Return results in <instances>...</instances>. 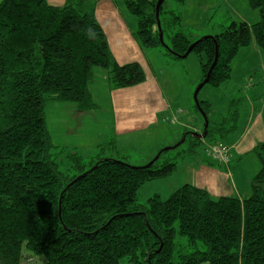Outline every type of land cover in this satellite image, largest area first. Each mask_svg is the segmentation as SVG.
<instances>
[{
  "label": "trees",
  "instance_id": "1",
  "mask_svg": "<svg viewBox=\"0 0 264 264\" xmlns=\"http://www.w3.org/2000/svg\"><path fill=\"white\" fill-rule=\"evenodd\" d=\"M158 1L122 0L137 20L135 39L143 50L166 46L178 61L195 44L201 83L207 79L218 88L231 79L241 50L256 45L264 52V0H249L260 15L254 25L232 22L199 41L176 32L169 44L165 35L180 18L165 12L167 0L157 17ZM96 68L106 72L113 89L146 81L141 65L121 66L114 58L94 0H67L62 7L48 0L0 3V264H25V254L37 260L31 264H264V142L253 149L260 169L246 198H214L184 185L167 200L155 195L147 204L139 202L144 185L172 176L198 154L203 139L233 133L235 106L212 124V105L199 102L195 109L206 115L208 128L186 132L183 142L160 150L147 167L102 158L103 148L84 158L54 144L47 105L71 103L93 111L89 85ZM178 237L187 243L178 244Z\"/></svg>",
  "mask_w": 264,
  "mask_h": 264
},
{
  "label": "rangeland",
  "instance_id": "2",
  "mask_svg": "<svg viewBox=\"0 0 264 264\" xmlns=\"http://www.w3.org/2000/svg\"><path fill=\"white\" fill-rule=\"evenodd\" d=\"M3 1L4 0H0V3ZM66 1L67 0L64 2L66 3ZM94 1L96 2V7L103 6L104 4L108 7L107 3L101 5L102 0ZM118 1L121 3V7L124 11H126L122 0ZM99 9L103 8L99 7ZM164 10L166 13H174L180 18V23L177 28L173 31H168L165 35L166 44L170 42L169 36H173L176 32H183L190 40L199 41L206 37L219 35L225 28L229 27L232 22L247 23L251 26L258 23L260 20L259 12L251 8L249 0H184V2L167 0L164 4ZM105 13L107 16L100 14L101 22L105 32L112 41L113 49L116 55H118L120 65L125 66L138 63L142 66L146 74V79L149 77L146 85L130 89H120L117 97L118 101L123 100V104H119V107L125 108L126 104V108H128L132 104L137 114H139L144 106L143 101H141L143 99L139 95L142 91H147L149 87L150 91H153V85L151 83L152 81L154 83V80L150 79H153L154 75L159 90L165 93L169 92L172 97L176 98L177 107H183L180 99H182L183 94L188 88L192 90L193 101L191 109L193 113L197 114L199 119H201V125L204 126L205 121L202 115L196 113L194 108L196 105L194 93L201 84V81L200 84L195 85V87L191 84L197 75H199L202 80L199 56L195 53H191L187 58L178 61L173 59L166 46H162L155 50H142L139 46H137L136 50L124 49L126 45L122 42L121 44L118 42V31L113 26V20L106 9ZM169 14L162 16V21L164 23L169 17ZM127 15L130 19L134 20L137 29L138 25L136 18L129 14ZM130 19H128V21L132 24ZM260 53L262 56H259L251 49H243L240 51L239 55L233 61L234 73L227 82L230 83L229 86L223 89L225 93L210 92L214 90L208 85L199 92L198 101L205 102L208 100L213 106L212 113H210V122L212 124H215V121L218 119L222 120V117H225L231 109L233 110L234 106L235 110L239 111L240 118L236 124L237 127L239 125V128L234 130V134L231 133L230 136L226 138L217 135L215 139H203V143L197 148L198 155H207L206 149L208 146L216 144L228 146L230 138L234 137L235 134H240L243 122L247 121L252 115L255 102L250 101L249 97L255 96L256 93L253 91L250 92L246 88L255 90L256 87L254 86L259 82V78H262L261 80H263V82L261 81L260 83L264 85V76L261 77L264 71L263 73L261 71L258 76L257 72H255L258 68L259 70L262 69V63L264 62V52ZM107 76L108 75L103 69L96 68L94 70V78L90 82L89 90L94 99L96 108L94 109V113L85 117V120L84 112H76V105L54 103H49V105H47L46 117L54 144L58 147L63 146L62 148L65 147L71 151L76 150V152L84 156V149H88L89 146H94L97 143L96 139L99 140L100 136L105 134L106 138L110 140L108 141L109 143L107 142V144L102 145L103 151H105L106 154L104 155L105 157L102 158L123 160L133 167H147L156 159L161 149L156 153L157 155L154 159L149 160V157L159 147L163 137L171 135L172 130L170 128L172 127L167 125L153 126L151 124L152 121L149 122V120H147L146 123L144 121L139 123L138 120L133 121L134 123H130L127 129V132H130L129 139L127 140L125 137H122V141L118 140L119 147L116 150H113V148L110 149L112 144L110 142L111 140L115 141L113 134L116 133L113 131L111 135L110 129L113 123L116 122V118L111 102L112 95L110 94L113 88ZM242 84L243 88L241 87ZM263 85L259 88L261 91L264 88ZM256 86L258 87V85ZM240 88H242L241 91H239ZM263 103L264 96L260 100V104L257 103L256 105L258 110ZM86 115L87 114H85V116ZM228 126H235V123L230 121ZM184 134L185 133H183V137ZM183 137L180 141H177V145L184 140ZM127 141L129 145H124V143L127 144ZM188 142L189 141H187V143ZM187 143L182 146V149L185 147L187 148ZM102 146H100V148H102ZM170 148L173 147L165 146L163 149ZM179 149L170 152V154L177 153ZM90 150L92 149L90 148ZM256 161L258 160L255 154L250 153L247 155V159L240 163L239 172H237L238 170L234 171L235 179L239 180L238 184H241L242 188L245 190L246 188H248V190L251 189L247 178L252 174L253 167H256ZM238 162L239 160H235L234 165L238 164ZM67 167V163H65L64 166L60 165V170L66 172L68 169ZM181 169L182 168L177 172L178 174L176 176H173L174 178L157 180L144 185L139 192L140 204H147L148 200L156 194H159L163 200L169 199L170 196L176 190L184 186L186 182V172ZM257 172L258 170L254 177L257 175ZM177 243L185 245L187 241L185 238L178 237ZM25 257V264H31L37 261L29 256V254H25ZM42 262L43 261H39L37 264ZM123 264L130 263L124 260Z\"/></svg>",
  "mask_w": 264,
  "mask_h": 264
},
{
  "label": "crops",
  "instance_id": "3",
  "mask_svg": "<svg viewBox=\"0 0 264 264\" xmlns=\"http://www.w3.org/2000/svg\"><path fill=\"white\" fill-rule=\"evenodd\" d=\"M64 1L65 0H49L48 3L51 6L59 7V6L64 5L65 3ZM104 3H107L108 7H106ZM101 5L103 6L96 7V17L100 25L102 26V28L104 26L101 22L100 14H102L103 16H107L105 13V9H106L108 11V14L111 16L113 20V26L118 31V39H117L118 42L120 44L122 42L126 45V48L124 49L136 50L137 46L141 48L134 36V33L137 31L136 26L134 24V20L130 19V17L127 15L129 13L126 12L127 10L124 11V9L121 7V3L118 0H107V1L102 0ZM99 7L103 9H99ZM128 19H130L132 24L128 21ZM107 37H108L111 52L114 58L116 59V61L120 64L118 55H116L113 49L112 41L110 40L108 35ZM245 49L247 50L251 49L253 52H256L259 56H262L260 52H263V51L260 50L256 45L249 47V48H245ZM232 66H233V63H232ZM237 69H238V63H237ZM261 71L262 73L264 71V62L262 63V69L259 70L258 68L255 71L257 72V76ZM233 73H234V66L232 68V75ZM263 76H264V73L263 75H261V77ZM148 79H146V81L141 85H146V83L148 82ZM261 79L259 78V82L256 84L258 85V87L256 85L254 86L256 87L255 90H253L252 88H246L250 92L253 91L256 93V94L253 93L255 94V96L249 97V100L252 102L254 101L255 105L253 107V113L250 116V118L247 121L243 122L240 134H235L234 137L230 138L228 146L225 145L229 147V150H230V163L223 164L220 160L216 159L212 155L208 156L206 154L205 155L196 154L192 156L191 158H188L185 161H183V163L179 164L177 171L169 178H174L173 176H176L178 174L177 172H179L180 168H182L181 170H184L186 172V175H185L186 182L184 185H192V186L204 189L208 191L214 198L233 196V197H238L242 199V198H246L251 195L250 187H249L250 190H248V188H246L245 190L242 188L241 184H238L239 180L235 179L234 171L240 168L241 166L240 163L244 162L247 159V155H249L250 153L253 154V149L258 144L264 142V103L262 104V106H260L259 110L256 106L257 103L260 104V100L264 96V88L262 89V91L259 89L263 85V83H260L261 81L263 82V80ZM150 80H154V83L153 81L151 83L153 85V91H150V87H149L147 91H142L140 93L139 96L143 99L141 101H143L144 106L142 108V111L139 114H137V111L134 108V106H132V104L128 108H126L125 103H124L125 108L119 107V104H123L122 103L123 100L118 101V97H117L118 93L120 92V89H112L110 91V94L112 95L111 98L113 99V101L111 99L112 107H113V110L115 111L114 116L116 118V122L113 123L110 129L111 135L113 131L116 132L113 134L115 141L111 140L110 143H112L111 145L115 146L116 148L119 147L118 140L120 141L123 140L121 139L122 137H125V139L127 140L129 139L130 132H127V129L130 123H134L133 121L138 120L139 123L141 121H144L146 123L147 120H149V122L152 121L151 124L153 126L167 125L169 127L174 128V129L170 128L172 130L171 135H168L167 137H163L159 147L152 153V155L149 157V160L154 159V157L157 155L156 153L160 149L162 150L165 146L174 147V145H177L176 143L177 141H180L182 139L183 133L190 132L194 134H200L203 131V127L205 126V125L204 126L201 125V119H199L197 114L193 113L191 109V105L193 101L191 89L188 88V90L183 94L182 99H180L181 105L183 107H177L176 98L172 97L169 94V92L165 93L159 90L158 83L154 75H153V79H150ZM200 81H201L200 76L197 75V77L194 78L191 84L194 85L195 87V85L200 84ZM229 84L230 83L226 82L225 84L221 85L218 88H213L214 91H210V92L225 93L223 89L229 86ZM243 84L241 86L242 88H243ZM136 87H133V88H136ZM242 88H240L239 91H241ZM205 102L211 104V102H209L208 100ZM52 103L71 104V103H57V102H52ZM75 110L76 112H79V113L84 112V120L86 119L85 117L95 112V110L82 111L78 108L77 105H76ZM85 114L87 115L85 116ZM218 121L219 119L215 122H218ZM238 128H239V125L237 129ZM232 134H234V132ZM109 140L110 139H107L105 134L101 135L99 140L96 139L97 143L94 146H89L92 150H90L89 147L88 149H84V158H87V157L90 158L93 155H95L98 151H100L99 150L100 146L107 144ZM124 145H129L128 141H127V144L124 143ZM111 148L112 147H110V149ZM73 151L76 152V150H73ZM235 160H239L238 164L236 165H234ZM256 162L258 164L256 163V167H253L252 169L253 171L252 174H250L249 177L247 178V181L250 185H251V181L256 171L258 170L259 172V169H260L259 162L258 161ZM237 172H239V170ZM242 189H243V192H242ZM156 195H159V194H156Z\"/></svg>",
  "mask_w": 264,
  "mask_h": 264
},
{
  "label": "water",
  "instance_id": "4",
  "mask_svg": "<svg viewBox=\"0 0 264 264\" xmlns=\"http://www.w3.org/2000/svg\"><path fill=\"white\" fill-rule=\"evenodd\" d=\"M164 2H165V0H159L158 3H157V17H159V11H160L161 7L163 6ZM160 25H161V24H160V22H159V23H158L159 29H160ZM160 39H161V42L163 43V35H162V34L160 35ZM194 47H195V44L192 45V46L189 48L187 54L183 57V59L187 58V57L192 53ZM217 61H218V54H217V57H216V61H215L214 65H213L212 68H211V71H212L213 68L215 67ZM207 83H208V80L206 79L203 83H201V84L198 86L197 90H196L195 93H194V99H195V101H196V105H197L198 107H200V106H199V101H198V95H199V92L202 90V88H204V87L207 85ZM200 113L202 114L203 119H204V121H205V128H208V124H209V122H208V119H207L206 115L202 112V110H200ZM165 150H169V149H165ZM157 159H158V157H156V159H155L154 161H156ZM154 161H153V162H154ZM153 162H152V163H153ZM152 163H151V164H152Z\"/></svg>",
  "mask_w": 264,
  "mask_h": 264
},
{
  "label": "built area",
  "instance_id": "5",
  "mask_svg": "<svg viewBox=\"0 0 264 264\" xmlns=\"http://www.w3.org/2000/svg\"><path fill=\"white\" fill-rule=\"evenodd\" d=\"M210 155L220 160L223 164L229 163V149L221 145L210 146L208 149Z\"/></svg>",
  "mask_w": 264,
  "mask_h": 264
}]
</instances>
